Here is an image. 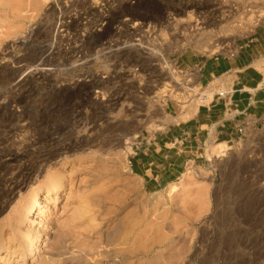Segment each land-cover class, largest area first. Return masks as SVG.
I'll return each instance as SVG.
<instances>
[{
    "label": "rangeland",
    "instance_id": "rangeland-1",
    "mask_svg": "<svg viewBox=\"0 0 264 264\" xmlns=\"http://www.w3.org/2000/svg\"><path fill=\"white\" fill-rule=\"evenodd\" d=\"M258 1L0 0V264H264L263 136L131 170L167 99L201 102L192 66L264 33Z\"/></svg>",
    "mask_w": 264,
    "mask_h": 264
},
{
    "label": "crops",
    "instance_id": "crops-1",
    "mask_svg": "<svg viewBox=\"0 0 264 264\" xmlns=\"http://www.w3.org/2000/svg\"><path fill=\"white\" fill-rule=\"evenodd\" d=\"M239 49L233 58L215 56L192 66L208 91L199 93L197 105L167 99L163 130L136 147V175L165 183L206 147L233 144L246 134L264 137V33Z\"/></svg>",
    "mask_w": 264,
    "mask_h": 264
},
{
    "label": "bare ground",
    "instance_id": "bare-ground-1",
    "mask_svg": "<svg viewBox=\"0 0 264 264\" xmlns=\"http://www.w3.org/2000/svg\"><path fill=\"white\" fill-rule=\"evenodd\" d=\"M248 1H249V0H248ZM253 1H258V0H253ZM259 1H260V0H259ZM259 1H258V2H259ZM246 2H247V0H246ZM227 3H228L227 1L224 2V4L228 7V11H230V8H231L230 6H231V5H230V3L227 5ZM250 3H251V2H250ZM244 5H246V4H244ZM254 5H255V4H254ZM222 6H223V4H222ZM238 6H239V7H243V6H240V5H238ZM248 6H250V4H249ZM252 7H253V6H252ZM231 10H232V9H231ZM237 10H238V9H237ZM237 10H236V11H237ZM238 11H239V10H238ZM238 11H237V12H238ZM232 14H233V13H232ZM222 18H223V17H222ZM222 18H220V19L223 20ZM183 23H184V22H183ZM197 25H198V24H197ZM197 25L189 24V25H187V26H188L187 28L190 29V30H198L199 28L197 29ZM184 29H185V28H184ZM190 30H188V31H190ZM167 70H169V68H167ZM170 73H171V72H170ZM170 73H169V71H167V75L170 74ZM186 88H187V87H186ZM187 89L192 90L193 88H189V87H188ZM209 93L211 94V92H209ZM212 93H213V92H212ZM211 95H212V94H211ZM209 96H210V95H209ZM52 185H53V187H54V190L56 191L55 193L58 194V191H59V188H60V181H59L58 179H56V180H54V182H53ZM15 189H16V188H15ZM36 202H37V200H36ZM42 207H43V206H42L41 204H37L36 207H35V208H31V210H33L34 213H35L38 209H40V208H42ZM34 209H35V210H34ZM118 262H119V261H118ZM122 262H123V261H122Z\"/></svg>",
    "mask_w": 264,
    "mask_h": 264
},
{
    "label": "built area",
    "instance_id": "built-area-1",
    "mask_svg": "<svg viewBox=\"0 0 264 264\" xmlns=\"http://www.w3.org/2000/svg\"><path fill=\"white\" fill-rule=\"evenodd\" d=\"M239 50H240L239 48L238 49L236 48L232 52H228V53H225V54H219V55H216V56L233 58V57H235L239 53Z\"/></svg>",
    "mask_w": 264,
    "mask_h": 264
}]
</instances>
